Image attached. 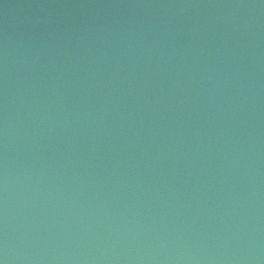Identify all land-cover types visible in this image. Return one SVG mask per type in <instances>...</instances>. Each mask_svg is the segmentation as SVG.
<instances>
[{
    "label": "water",
    "instance_id": "water-1",
    "mask_svg": "<svg viewBox=\"0 0 264 264\" xmlns=\"http://www.w3.org/2000/svg\"><path fill=\"white\" fill-rule=\"evenodd\" d=\"M0 264H264V0H0Z\"/></svg>",
    "mask_w": 264,
    "mask_h": 264
}]
</instances>
